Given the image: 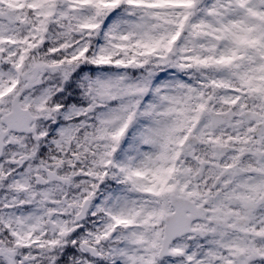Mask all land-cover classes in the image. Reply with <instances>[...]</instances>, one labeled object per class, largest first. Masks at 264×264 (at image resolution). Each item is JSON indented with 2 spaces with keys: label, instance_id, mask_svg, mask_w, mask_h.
<instances>
[{
  "label": "clouds",
  "instance_id": "clouds-1",
  "mask_svg": "<svg viewBox=\"0 0 264 264\" xmlns=\"http://www.w3.org/2000/svg\"><path fill=\"white\" fill-rule=\"evenodd\" d=\"M127 11L125 6L110 20L105 16L99 20L101 27L91 31L76 25L68 28L66 23L57 25L49 35L34 41L38 46L25 55L22 64H0V72L5 74L0 87L12 89L0 96V155L5 158L0 165V193L14 205L11 208L0 205V245L18 253V264H24L26 259L34 264H54L63 245L77 229H83L77 237L81 249L94 248L98 243L96 235L110 247L115 239L112 233L123 237L129 230L115 223V217L123 214L122 209L131 206L146 210L154 206L155 197L141 187L151 183L150 165L163 146L145 141L155 135V129L163 127L158 121L167 118L144 115L148 103L156 102L153 95L102 100L89 93L84 77L127 73L126 83H131L146 77L151 70L155 72L152 88L176 81L199 86L200 78L198 73L181 72L171 65L154 67L159 64L155 58L146 68L94 66L92 61L100 54L101 47L112 43L111 38L106 39L109 28L118 21L133 18L125 14ZM3 12L7 14L9 8L5 6ZM24 14L28 16L27 9ZM105 21L109 27H103ZM123 28L121 24L120 29ZM85 45L87 51L81 55ZM122 58V53L113 57ZM8 73L13 75L9 77ZM69 82L73 89L60 97L59 93ZM223 96L219 89L207 92L210 110L243 127L232 128L221 121L212 132L214 141L202 140L195 145L196 159L184 156L180 161L190 170L188 183L195 190L191 199V224L207 232L202 236L188 233L184 239L189 247L199 245L204 251L208 250L210 241L230 236L237 230L258 231L264 236V226L257 230L252 222L254 217H264V192L258 191L259 185L257 190H249L247 196L254 203L248 207L237 191L239 179L235 173L237 168L248 173L247 181L251 174L262 172L256 155L262 150L261 137L256 135L259 122H250L243 113L264 116V98L248 95L242 106H230L223 102ZM137 99L141 100L140 105L135 104ZM122 104L130 108L118 116L109 114ZM81 108L85 109L83 113L74 111ZM53 125L71 131L67 136L56 131L48 137ZM122 125H126L124 131L114 139ZM197 139L201 138L197 136ZM54 140L59 143H53ZM220 146L225 152L217 159ZM41 148L47 149L43 155ZM232 156L236 158L230 159ZM11 161L17 162L15 168L9 167ZM19 168L23 172H18ZM137 170L145 171L146 175L136 177ZM229 170L233 175L226 174ZM13 173L19 179H9ZM233 192L236 198L230 195ZM10 213L16 218L11 219ZM21 216L25 219L21 220ZM217 220L226 227H219ZM213 230L222 235L214 236ZM15 232L22 233V238L17 239ZM256 243L264 248V243L259 240Z\"/></svg>",
  "mask_w": 264,
  "mask_h": 264
},
{
  "label": "snow or ice",
  "instance_id": "snow-or-ice-1",
  "mask_svg": "<svg viewBox=\"0 0 264 264\" xmlns=\"http://www.w3.org/2000/svg\"><path fill=\"white\" fill-rule=\"evenodd\" d=\"M5 6L9 8L7 14L3 12ZM125 6L128 10L125 14L133 18L118 21L109 28L106 39L111 38L112 43L101 47L92 64L101 68H146L155 58L159 64L154 67L171 65L181 72L198 73L200 84L176 81L152 88L155 72L151 70L146 77L131 83H126L127 73L85 75L89 93L102 100L115 101L124 96L146 98L148 95L156 98V102L148 103L144 115L167 119L158 121L163 127L155 129V135L145 142H158L163 147L150 165L148 179L151 183L141 187L155 197V202L146 210L131 206L122 209L123 214L115 217V223L129 230L123 237L112 233L115 239L110 247L96 235L98 243L94 248L81 249L77 237L83 229L72 232L54 264H264V248L256 243L257 240L264 243V236L258 231H234L230 236L210 241L207 251L199 245L189 247L184 239L186 234L195 232L202 236L207 232L191 224V199L195 190L188 183L190 170L180 162L184 156L196 159L195 145L202 140L214 141L212 132L221 121L232 128L243 127L233 125L223 114L210 110L207 92L223 91L222 100L230 106H242L248 95L264 98V0H0V64H22L25 55L38 46L34 41L49 35L57 25L66 23L68 28L76 25L95 30L101 27L100 19L107 16L110 20ZM25 9L28 16L24 14ZM30 17L34 20L30 21ZM103 27H109L107 21ZM44 45L47 47V41ZM85 51L86 45L80 54ZM120 53L123 58L114 60L113 57ZM4 75L0 72V83ZM7 75L11 77L13 73ZM70 89H73L71 82L59 96H65ZM11 90L0 87V96ZM135 104L140 105L141 100L137 99ZM129 108L130 105L122 104L121 108L111 109L109 114L118 116ZM74 111L83 113L85 109ZM243 115L250 122H259L256 135L261 137L262 150L256 155L260 158L262 172L251 174L246 181L245 176L249 174L239 168L235 170L239 179L237 191L251 207L254 201L247 196L248 191L257 190L259 185L258 191L264 192V116L256 112ZM125 127L122 125L113 138L118 139ZM52 129L48 137L56 131L67 136L71 131L57 129V125ZM45 151L46 148H41L40 154ZM224 152L222 146L218 147L217 159ZM4 159L0 155V165ZM16 166L17 162H9L10 168ZM17 171L23 172V168ZM226 174L231 176L233 172L229 170ZM134 175L143 177L146 172L137 170ZM13 177L19 179L16 173L9 179ZM230 195L236 198L235 192ZM0 205L14 207L3 193H0ZM9 216L16 218L11 213ZM215 222L219 227H226L219 220ZM252 222L258 230L264 226V217H254ZM212 234L222 235L215 230ZM14 236L21 239L22 233L15 232ZM0 264H18V253L0 245ZM24 264H34V261L26 259Z\"/></svg>",
  "mask_w": 264,
  "mask_h": 264
}]
</instances>
